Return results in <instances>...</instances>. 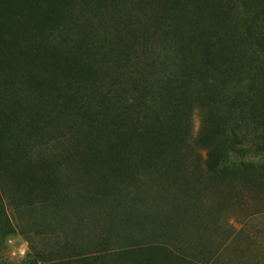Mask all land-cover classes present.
<instances>
[{
    "label": "trees",
    "instance_id": "1",
    "mask_svg": "<svg viewBox=\"0 0 264 264\" xmlns=\"http://www.w3.org/2000/svg\"><path fill=\"white\" fill-rule=\"evenodd\" d=\"M140 2L152 28L125 20ZM248 157L264 158V0H0V189L38 204L55 254L201 264L174 253L168 228L191 193L264 186V162ZM152 193L174 218L135 213ZM104 203L130 208L125 235L98 230ZM88 219L98 239L69 246Z\"/></svg>",
    "mask_w": 264,
    "mask_h": 264
},
{
    "label": "rangeland",
    "instance_id": "2",
    "mask_svg": "<svg viewBox=\"0 0 264 264\" xmlns=\"http://www.w3.org/2000/svg\"><path fill=\"white\" fill-rule=\"evenodd\" d=\"M140 4L144 8L137 11L133 9L132 18L126 17L125 20L132 21V26L135 27L137 16L142 15L141 18L146 20L147 26L152 28L157 21L150 15L153 7H147L141 2ZM127 6L130 7L131 4ZM127 11L121 10L119 14H125ZM229 14L236 15L235 8H231ZM99 31L102 37L103 34L113 30L106 28V31L101 29ZM151 35L154 38L156 33L151 30ZM191 122V137L194 138L200 125V115L197 111L191 115ZM51 141L49 146L53 150L63 151L57 143L62 141V138ZM43 147L44 145L35 144L34 153L39 154ZM203 154L201 152L202 158ZM245 161L260 164L264 162V158L248 157ZM10 193H7V196L4 190L0 189V264H87L86 259L101 255L99 250L81 251L79 256L75 250L55 254L56 246L62 241L60 239L57 241L56 237H52L49 233L52 225L46 227L47 221L42 219L38 204L25 207L19 201L17 203L11 201ZM192 196L193 193L186 196L187 200L188 202L196 200V205L189 206L184 203L183 205L186 206V209H182L185 212L184 215L179 210L183 218L175 221V224L169 228L166 227L172 233L178 234L176 238V240L179 239L178 243L173 240L169 245L172 248L175 244L172 248L174 253L187 259L190 255L194 256L201 264H264V186H261L259 190H251L244 187L242 183L235 182L230 188L213 190L204 195L197 194L196 198ZM158 197L157 193L147 195L146 204L136 208L135 213L142 216V213L145 215L148 212V214L156 212L154 216L158 215L162 221L166 222L174 218L173 211L170 214L167 213V203L157 201ZM129 210L130 208L123 204L115 208L111 203H104L98 209V216L95 215L100 224L98 230L112 226L117 231L120 227L122 230L117 232L121 236L125 235L124 225L126 224H123L122 219ZM85 222L86 225H83L86 227L85 233L78 236V241L77 235L74 238L71 236L72 239L67 241L69 246L76 244L85 249L89 242L98 239L96 235L99 234L92 233L95 228L91 225V220L88 219ZM148 229H153V224ZM67 230L71 232V227L68 226ZM190 247L195 248L191 250ZM81 257L85 259L79 262L78 258ZM204 257L209 259L208 262L203 261ZM101 260L103 259L98 258L95 263L101 264Z\"/></svg>",
    "mask_w": 264,
    "mask_h": 264
}]
</instances>
